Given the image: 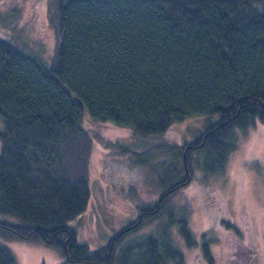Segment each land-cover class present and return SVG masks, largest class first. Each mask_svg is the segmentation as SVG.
Segmentation results:
<instances>
[{"label":"trees","instance_id":"16d2710c","mask_svg":"<svg viewBox=\"0 0 264 264\" xmlns=\"http://www.w3.org/2000/svg\"><path fill=\"white\" fill-rule=\"evenodd\" d=\"M47 20L56 36L48 61L0 37V212L17 218L0 219V238L58 247L67 264H183L180 238L211 262L189 203L172 194L194 168L222 173L239 132L264 120V0H50ZM84 108L138 134L218 115L190 142L123 145L157 196L95 250L67 224L90 195ZM15 261L0 241V264Z\"/></svg>","mask_w":264,"mask_h":264},{"label":"rangeland","instance_id":"374dc122","mask_svg":"<svg viewBox=\"0 0 264 264\" xmlns=\"http://www.w3.org/2000/svg\"><path fill=\"white\" fill-rule=\"evenodd\" d=\"M49 1L0 0V37L24 42L48 61L56 44L54 30L47 20ZM217 118L216 113L189 115L172 122L161 133L138 134L113 121L93 119L84 108L81 125L91 135L90 195L85 209L67 221L77 241L92 250L101 247L136 218L137 205L157 196L153 175L145 166L132 161L130 151L123 149L124 144L140 151L146 146L157 148L163 142H190ZM153 154L152 161L162 157ZM183 199L190 205L191 230L198 240L203 239L201 232H205L212 256L208 262L199 243L188 247L178 238L185 256L183 264H264V120H256L246 132H239L237 146L230 152L222 173L206 176L194 168L192 178L172 194L175 205L182 204ZM0 219L17 221L14 215L1 212ZM225 220L232 225L225 226ZM0 241L13 252L14 264H67L60 248L41 241Z\"/></svg>","mask_w":264,"mask_h":264},{"label":"flooded vegetation","instance_id":"af4514ba","mask_svg":"<svg viewBox=\"0 0 264 264\" xmlns=\"http://www.w3.org/2000/svg\"><path fill=\"white\" fill-rule=\"evenodd\" d=\"M255 264H256V262H255Z\"/></svg>","mask_w":264,"mask_h":264}]
</instances>
